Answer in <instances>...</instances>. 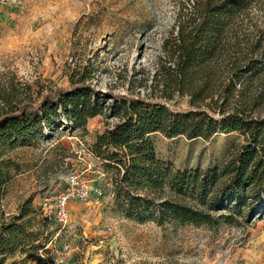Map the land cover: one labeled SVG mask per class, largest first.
I'll use <instances>...</instances> for the list:
<instances>
[{"label": "rangeland", "instance_id": "rangeland-1", "mask_svg": "<svg viewBox=\"0 0 264 264\" xmlns=\"http://www.w3.org/2000/svg\"><path fill=\"white\" fill-rule=\"evenodd\" d=\"M194 1L205 0H23L0 6V114L80 80L100 91L159 99L160 87L151 76L164 64L163 43L168 41L169 50L179 9ZM262 47L264 0H258L225 29L222 49L206 68L211 69L204 78L207 95L168 91L167 104L186 108L194 101L208 110L220 105L264 116V73L242 78L233 73ZM115 121L97 115L86 121L85 132L63 122L43 129L31 145L0 146V169L8 173L0 228L12 223L21 207L33 211L22 219L25 234H32L3 264H264V211L213 226L155 225L119 215L106 174L88 150L94 135ZM152 141L158 159L179 169L205 170L228 157L242 137L235 132H216L206 140L154 134ZM70 175L91 195L70 202L69 219L61 225L49 211ZM150 195L179 200L165 189ZM219 213L226 211L211 212ZM38 244L43 246L32 248Z\"/></svg>", "mask_w": 264, "mask_h": 264}, {"label": "trees", "instance_id": "trees-1", "mask_svg": "<svg viewBox=\"0 0 264 264\" xmlns=\"http://www.w3.org/2000/svg\"><path fill=\"white\" fill-rule=\"evenodd\" d=\"M256 1H194L179 9L173 35L168 38L169 50L165 47L168 41L163 43L164 64L151 76L160 87L159 99L113 94L76 81L45 93L36 103H22L0 114V146L31 145L43 129L52 130L55 124L85 132L88 119L104 114L116 121L94 135L88 150L106 174L112 205L122 217L155 225L213 226L217 222L236 224L238 218L246 221L250 214L264 211V116L225 110L220 105L208 110L194 101L186 108L167 104L168 91L182 93L185 89L191 96L202 97L208 90L204 78L211 72L207 65L222 49L225 29L235 15ZM233 70L236 78L263 74L264 47ZM202 76V83L193 86ZM216 132L242 137L217 166L179 169L155 155L154 134L206 140ZM7 179L8 173L0 169V196ZM163 189L179 200H156L150 195ZM218 211L226 213L211 214ZM31 212V207H21L12 223L1 226L0 264L32 234H25L26 221L22 222ZM37 238L34 233L30 240Z\"/></svg>", "mask_w": 264, "mask_h": 264}, {"label": "built area", "instance_id": "built-area-1", "mask_svg": "<svg viewBox=\"0 0 264 264\" xmlns=\"http://www.w3.org/2000/svg\"><path fill=\"white\" fill-rule=\"evenodd\" d=\"M22 1L23 0H0V6H18ZM67 184L64 191L55 197L52 210L49 211L53 219L61 225L66 224L69 219V203L73 201H85L91 195L87 187L74 175H70L67 178ZM96 193L98 195L101 194L100 191H96Z\"/></svg>", "mask_w": 264, "mask_h": 264}, {"label": "water", "instance_id": "water-1", "mask_svg": "<svg viewBox=\"0 0 264 264\" xmlns=\"http://www.w3.org/2000/svg\"><path fill=\"white\" fill-rule=\"evenodd\" d=\"M254 214L252 213L251 216H249V218H251Z\"/></svg>", "mask_w": 264, "mask_h": 264}]
</instances>
